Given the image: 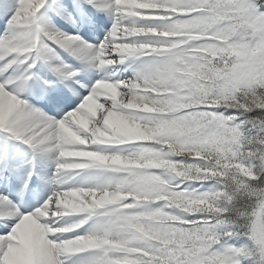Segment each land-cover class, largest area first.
Instances as JSON below:
<instances>
[{
  "label": "snow or ice",
  "instance_id": "obj_1",
  "mask_svg": "<svg viewBox=\"0 0 264 264\" xmlns=\"http://www.w3.org/2000/svg\"><path fill=\"white\" fill-rule=\"evenodd\" d=\"M0 264H264V0H0Z\"/></svg>",
  "mask_w": 264,
  "mask_h": 264
}]
</instances>
